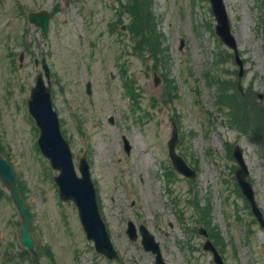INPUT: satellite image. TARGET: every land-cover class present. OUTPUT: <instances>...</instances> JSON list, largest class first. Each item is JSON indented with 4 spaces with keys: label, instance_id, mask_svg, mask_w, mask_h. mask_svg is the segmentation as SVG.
<instances>
[{
    "label": "rangeland",
    "instance_id": "374dc122",
    "mask_svg": "<svg viewBox=\"0 0 264 264\" xmlns=\"http://www.w3.org/2000/svg\"><path fill=\"white\" fill-rule=\"evenodd\" d=\"M225 4L245 62V94L264 95V0ZM44 8L52 12L46 36L28 20L30 11ZM151 10L162 33L156 53L133 50L132 34L122 29L131 18L119 0H0V148L24 185L37 250L33 256L22 247L21 217L0 180V264H155L141 239L128 236L129 220L150 229L167 264H215L198 232L207 227L204 207L224 264H264V231L240 191L230 153L236 144L242 148L264 213V149L231 121L219 95L220 84L237 85L234 53L215 33L209 0H153ZM43 57L63 135L76 166L82 156L89 161L119 259L99 254L86 238L76 205L60 200L59 171L38 147L27 102L42 71L35 59ZM174 120L177 151L198 172L193 180L177 173L169 156Z\"/></svg>",
    "mask_w": 264,
    "mask_h": 264
},
{
    "label": "water",
    "instance_id": "95a60500",
    "mask_svg": "<svg viewBox=\"0 0 264 264\" xmlns=\"http://www.w3.org/2000/svg\"><path fill=\"white\" fill-rule=\"evenodd\" d=\"M209 1L212 12L217 21L216 33L225 45L234 50L236 63L240 67L238 76L239 88L243 91L242 77L244 75V62L240 56L236 39L232 33L231 23L225 2L224 0ZM29 18L32 22H35L36 25L42 27L45 35L48 33L50 13L47 10L31 12ZM43 65L48 76V86L45 83L43 75L40 74L36 85L32 88L31 98L29 99L30 112L35 117L37 124L41 129L39 145L43 153L50 158L53 167L61 171V173L55 177V180L60 187L61 199L73 200L75 202L87 236L89 239L95 241L97 250L104 253L109 258H116L118 257V253L110 239L106 225L99 212L96 189L91 178L89 164L85 157L81 158L80 170L82 176H79L75 168L70 145L61 132L58 114L54 110L50 87V70L45 60L43 61ZM88 90L89 92L91 90L90 83L88 84ZM110 120L113 122V118ZM178 140V129L175 125L172 138L169 141L170 156L174 167L179 172L193 178L197 175L196 171L193 170L184 158L175 150ZM124 141L126 150L129 152L131 148L130 144L125 137ZM234 155L240 163V167L236 171L237 179L243 192L250 200L253 212L258 217L262 229L264 230V215L257 205L252 185L247 180L249 171L240 145L235 146ZM0 178L4 185L11 191L12 199L21 214V242L27 250L35 254L31 216L23 202L18 188L15 171L10 162L1 154ZM140 230L143 235L142 242L145 249L151 250L157 254L156 264H166L160 249V243L156 240V237L143 224L140 226ZM200 232L205 236H208L207 231L203 227L200 228ZM128 233L131 238H137L136 226L132 221H129ZM204 249L211 251L214 254L215 262L223 264L221 255L210 239H207L204 243Z\"/></svg>",
    "mask_w": 264,
    "mask_h": 264
},
{
    "label": "trees",
    "instance_id": "16d2710c",
    "mask_svg": "<svg viewBox=\"0 0 264 264\" xmlns=\"http://www.w3.org/2000/svg\"><path fill=\"white\" fill-rule=\"evenodd\" d=\"M119 1L131 18L128 27L135 41L134 49L156 53L161 45L162 33L158 31L157 17L151 10L153 0ZM234 88L236 89V86L232 83L220 84V99L229 106L231 121L242 131L251 132L259 147L264 149V100H260L253 92L252 95L246 92L245 96L240 93L228 96L227 91ZM203 210L207 214V219H211V210L205 207ZM213 235L217 234L213 233Z\"/></svg>",
    "mask_w": 264,
    "mask_h": 264
}]
</instances>
